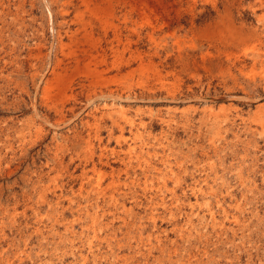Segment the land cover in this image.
<instances>
[{"label": "rangeland", "instance_id": "obj_1", "mask_svg": "<svg viewBox=\"0 0 264 264\" xmlns=\"http://www.w3.org/2000/svg\"><path fill=\"white\" fill-rule=\"evenodd\" d=\"M0 264H264V0H0Z\"/></svg>", "mask_w": 264, "mask_h": 264}]
</instances>
